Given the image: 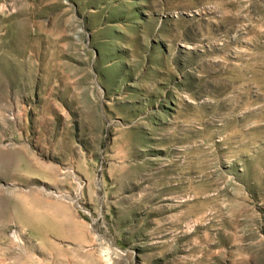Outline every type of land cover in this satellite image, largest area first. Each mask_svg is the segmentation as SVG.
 <instances>
[{
  "label": "rangeland",
  "instance_id": "1",
  "mask_svg": "<svg viewBox=\"0 0 264 264\" xmlns=\"http://www.w3.org/2000/svg\"><path fill=\"white\" fill-rule=\"evenodd\" d=\"M0 264H264V0H0Z\"/></svg>",
  "mask_w": 264,
  "mask_h": 264
}]
</instances>
